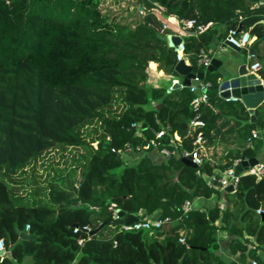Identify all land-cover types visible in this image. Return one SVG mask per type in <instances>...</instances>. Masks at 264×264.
<instances>
[{"label":"trees","instance_id":"obj_1","mask_svg":"<svg viewBox=\"0 0 264 264\" xmlns=\"http://www.w3.org/2000/svg\"><path fill=\"white\" fill-rule=\"evenodd\" d=\"M137 2V19L123 22L102 10V0H0V264H26V258L29 264H237L219 254L221 229L233 237L229 251L239 253L238 263L264 264V214L257 213L264 210V177L245 171L235 191L225 194V209L183 214L186 201L219 195L215 182L203 177L215 168L209 162L192 168L178 156L159 162L142 151L162 129L168 148L173 140L192 151L198 133L212 145L222 131L219 121L232 117L240 146L226 151L220 169L258 158L263 140L252 132L264 127V104L251 122L240 101L218 96L216 71L205 77L208 102L195 109L189 87H153L147 70L150 63L156 71V63L178 76L176 51L158 37L166 33L154 10L209 25L183 37L186 58L196 66L201 52L225 41L232 28L255 37L254 48L263 44L264 0ZM260 75L264 79V70ZM195 118L204 127L193 129ZM68 148L84 152L42 186L37 163L50 150ZM112 149L139 158L127 165ZM112 205L140 219L156 214L175 223L108 238ZM100 224L96 235L82 230ZM27 225L37 236L29 253L16 232Z\"/></svg>","mask_w":264,"mask_h":264},{"label":"built area","instance_id":"obj_2","mask_svg":"<svg viewBox=\"0 0 264 264\" xmlns=\"http://www.w3.org/2000/svg\"><path fill=\"white\" fill-rule=\"evenodd\" d=\"M154 11L157 12V13L154 12V14L157 16V18L162 23L161 30L166 33L165 36L177 35L183 38L186 35L192 34V33L201 34L204 31H206L207 28L209 27V25H199L196 23L195 20H187L181 23L173 15H164L161 10H154ZM171 27H175L176 30H172ZM252 39L253 38L251 37L249 32L241 31V30L239 31V29L237 28H232L228 31L225 41H229L231 44L235 45L242 51L243 49L247 48V46L251 43ZM176 54H177L176 59L178 62L185 61L188 64L190 63V61L186 58L184 43L180 45L179 51H177ZM212 59L213 57H211V55L208 52L202 51L196 66H193L191 63L190 64L193 66V70L196 73H200V72L205 73ZM248 69L251 73H254L257 75V77L261 80L264 86V80L259 73V71L261 70L260 63L258 62L251 63L249 64ZM194 80L198 82V84L191 85L189 88L191 92L195 94V98L193 99L192 105L195 109H197L201 104L208 102L209 97H208L207 91L211 87V83L206 82L205 78L203 80H200L198 77H195ZM169 90L172 91L173 86H170ZM226 101H239V100H226ZM190 125L192 126L193 129L202 128L204 127V122L195 118L194 120L191 121ZM133 126H135L136 128L140 127V125H136V124H134ZM252 133H253V137L255 138L258 137V134L255 131H253ZM166 135L167 133L163 129L160 130L159 132L155 134V139L146 143L142 147V151L151 152L152 150H156L165 158H169L171 156L191 158L192 161L198 167L202 166L205 163V158L203 155L205 137L203 133H198L196 141L194 142L195 147L192 151H188L184 149L181 145L175 144L173 140H171V144L172 146H174L173 149L166 147L162 142V138ZM176 135L174 139H176L177 141H180V137L179 139H177ZM112 151L117 152L122 157L125 156V153L120 150L115 151L114 149H112ZM241 162L242 160L240 159L234 160L233 165L230 168L223 171L217 178L213 177L212 180L213 182H215V186L218 185V187L224 190L226 187L232 185L235 191L238 185V182H239V176L235 175V171H236V167ZM247 173L254 174L258 178H262L264 177V166L259 164L253 168H249L247 170ZM90 208L97 211V209L94 207H90ZM111 208L114 210L113 215H114L115 221L119 220L120 217L117 215V210L115 209V206L112 205ZM192 209L194 208H193V202L191 201H186L185 204L181 208L183 214H187ZM257 213L264 214V210L260 208L257 210ZM174 223H175V220H173L171 217L159 218L156 214H154L152 216H147L143 219L139 218V220L131 226L121 225L118 227V230L116 233L118 234L122 232L140 231V230H146V231H149L150 233H153L155 230H162L164 228L170 229ZM78 230L79 228H75L74 232L76 233ZM82 230L87 233L92 232V228L90 226H85L82 228ZM29 231H30V226L27 225L25 228V232L29 233ZM179 241L181 243H185L184 238L182 236L180 237ZM114 244L116 245L115 241H114ZM0 250H3L5 253L4 240H0ZM3 254H1V256ZM238 264H243V263H238ZM250 264H258V262L256 260H252Z\"/></svg>","mask_w":264,"mask_h":264},{"label":"water","instance_id":"obj_3","mask_svg":"<svg viewBox=\"0 0 264 264\" xmlns=\"http://www.w3.org/2000/svg\"><path fill=\"white\" fill-rule=\"evenodd\" d=\"M158 37L176 52L179 51L180 45L184 43L183 38L177 35L165 36L160 34ZM224 46L235 52H241L238 47L231 44L229 41H225ZM248 55L250 56L251 54L249 53ZM248 66L249 62L246 57L243 56L237 58L230 65H224L221 60L213 58L205 73H196L190 63L188 64L185 61H180L177 63L175 71L181 78H183V81L181 85L179 83L175 84L174 88H179L181 86L190 87L191 85L198 84V82L194 80L195 77L203 80L210 73L219 71L221 74L217 86L219 97L224 100H239L246 108H248L253 122L255 121V110L264 102V86L257 75L249 71ZM182 162L189 167L198 168L191 158H183ZM258 164L259 160L257 158L250 160L242 159V162L236 167L235 175L239 176V174L247 171L249 168L257 166ZM225 191L227 193H233L234 187L230 185L225 188ZM117 215L120 219L114 222L112 225L113 227L121 225L131 226L139 220L137 216L126 214L122 210H117ZM104 226L105 224H100L96 230L91 232V236L96 235ZM16 232L22 240L25 253H29L31 247L37 242V236L21 232L18 227L16 228ZM113 241L114 238L110 240V242ZM3 253L4 251L0 250V254Z\"/></svg>","mask_w":264,"mask_h":264},{"label":"crops","instance_id":"obj_4","mask_svg":"<svg viewBox=\"0 0 264 264\" xmlns=\"http://www.w3.org/2000/svg\"><path fill=\"white\" fill-rule=\"evenodd\" d=\"M219 32L226 33V29L224 27H221L219 29ZM252 38L253 39L251 43L247 46V48L242 50L245 52V55H240L238 52H235L234 50L224 46L225 41H222V42L215 41L213 47H211L208 50V53L211 55V57L221 60L224 65L232 64L240 56L246 57V59L249 60V64L255 63V62L260 63L261 65V70L259 71L260 73L264 68L263 66L264 43L254 48L253 42L255 41L256 38L255 37H252ZM249 53L251 54L250 56L248 55ZM154 64L157 67L156 71L150 68V63L148 65V70H147L148 75H149L148 83L151 86L156 87V88H159V87L170 88V86H173V90H174L175 84L177 83H179L180 85L182 84L183 78L182 79L174 78L173 75H168L164 71L160 70L158 68V64L156 63ZM220 78H221V74H220ZM172 91L169 90V92H172ZM218 96H219V93H218ZM245 109L249 112L248 108L245 107ZM235 124L236 123L232 117L222 118V120H220L218 123L219 127L222 129L221 134L218 137V139H215L212 145L207 144V141L205 139L204 150H203L205 162H209L210 165L215 168L214 175L212 176L206 175V174L203 175V177L208 183L213 182L212 180L213 177L217 178L223 172L220 169V166L226 163V160L224 159L226 155V151L229 149H237L240 146L235 141V137H236V132L234 131V128H236ZM255 132L258 134L257 138L262 139L264 141V127L263 128L257 127ZM224 133H228V134L224 137L223 136ZM176 138L179 139V136L176 135ZM150 153L152 154V158L156 159V161L161 162L162 160H164V157L158 151L152 150ZM257 159L259 160V164L264 166V142H263L262 148L259 151V155ZM215 187H217L219 191V195H214L210 199L199 198L193 202V208H200L202 210H205V209H210L215 205H218L221 209H225L228 205V201L225 197V194L227 192L225 191V189L223 190L220 187H218V185H216ZM232 239L233 237L228 235L225 229H221L218 231V242L220 246L219 254L222 257H224L228 262L234 261L238 264L240 260L239 253L236 255H233L229 251V245Z\"/></svg>","mask_w":264,"mask_h":264},{"label":"rangeland","instance_id":"obj_5","mask_svg":"<svg viewBox=\"0 0 264 264\" xmlns=\"http://www.w3.org/2000/svg\"><path fill=\"white\" fill-rule=\"evenodd\" d=\"M101 8L106 14L109 15L110 18H116L123 22H132L137 19L138 11L140 12V10L142 9L141 6H139L137 0H102ZM171 28L172 30H176L175 27ZM239 54L245 55V52L241 51ZM173 77L182 79L179 75ZM95 126L91 128H95ZM83 152V149L80 148L53 149L47 152L35 167V172L38 175H41V179H39L41 185H46L45 179L48 176H55V174L59 170L66 169L67 167H69V165L72 164L73 157H77ZM124 157L127 161V165H134L137 162V158H139V155H128ZM154 160L156 161V159ZM30 169L31 167H29V170ZM121 170L119 172H121ZM118 227L109 228L108 231L105 233V237H113L117 232ZM25 263L29 264L30 259L26 258Z\"/></svg>","mask_w":264,"mask_h":264}]
</instances>
